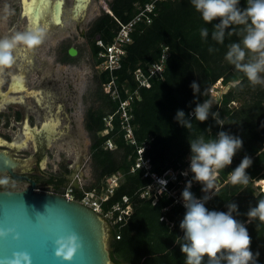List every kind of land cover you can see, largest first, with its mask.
I'll use <instances>...</instances> for the list:
<instances>
[{
    "label": "trees",
    "instance_id": "obj_1",
    "mask_svg": "<svg viewBox=\"0 0 264 264\" xmlns=\"http://www.w3.org/2000/svg\"><path fill=\"white\" fill-rule=\"evenodd\" d=\"M148 1L151 0H109L111 12L102 10L85 32L97 72L94 78L98 102L89 105L84 115V127L91 140L89 153L94 178L84 189L102 192L107 177L119 171V182L109 198L102 202V213L122 195H128L134 206L127 221L112 225L111 256L127 264H185L186 257L180 250L184 236L180 222L186 211L165 193L154 204L140 198L135 191L151 178L143 175V167L134 170L131 167L138 156L137 149L144 146L142 153L150 159L152 171L161 173L168 167L181 168L191 156V140L199 136L206 141L217 139V134L225 131L241 138L243 147L233 157L232 164L220 171L218 192L205 207L210 211L227 212V205L236 203L240 214L233 213V216L247 227L251 250L254 254L259 252L257 264H264V223L258 219L249 222L246 215L258 200L264 199V191H256L259 188L256 184L264 179V85L252 86L244 74L225 59L229 45L242 42V26H233L235 33L228 36L226 32L224 43L220 44L211 36L219 18L211 24L206 23L191 0H156L152 21L135 25L132 40L125 46L126 53L112 71L118 96L113 98L103 91L112 76L108 70L98 68L101 60L98 52L102 47L96 40L100 38L105 44L109 43L118 28L116 19L129 20L136 11V4ZM239 6L241 9L247 7V0H240ZM203 28L209 31L207 38L200 35ZM164 46L168 54L162 77H150L148 85L138 86L135 71L140 69L147 73L148 64L159 59ZM209 48L213 51L209 52ZM218 80L228 89L212 102L209 88ZM193 81L199 85V93H193L190 87ZM124 98H129L127 111L131 115L129 125L134 142L125 137L126 129L118 110L119 101ZM205 100L212 102L211 112L218 113L222 125L211 115L204 122L192 115L196 104ZM233 101L239 104L233 105ZM177 110H183L191 120V129L175 119ZM108 115H111L109 124ZM108 139L113 147L106 145ZM245 156L253 161L246 169L249 184L234 186L229 174ZM190 175L193 177L194 173L190 171ZM201 186L196 182L190 191L201 194ZM72 194L81 199L84 193L81 188L73 187ZM161 216L173 221V225L160 219Z\"/></svg>",
    "mask_w": 264,
    "mask_h": 264
},
{
    "label": "clouds",
    "instance_id": "obj_2",
    "mask_svg": "<svg viewBox=\"0 0 264 264\" xmlns=\"http://www.w3.org/2000/svg\"><path fill=\"white\" fill-rule=\"evenodd\" d=\"M240 0H191V4L202 16L203 21L213 25L212 39L223 44L225 35L235 33L233 26H242L241 43H232L225 55L227 62L242 72L252 86L264 85V0H247V7L241 9ZM202 38H207V28L201 29ZM45 38L44 29H28L16 32L10 37L0 38V70L11 67L17 59L16 52L20 46L28 50L41 45ZM213 49L209 48V52ZM190 87L193 93H199V85L193 81ZM212 102L205 100L197 103L192 115L200 122L211 115L217 124H221L217 112H211ZM175 119L187 129L192 123L183 110H177ZM241 138L225 131L217 134V139L205 140L203 136L190 141V171L194 173L192 180L187 181L182 198L186 213L180 222L184 232L180 250L186 257L185 264H257L259 252L251 250V237L244 223L234 218L239 215L238 205L229 203L228 211H210L205 203L216 195L219 173L233 162V157L242 149ZM250 157L245 156L239 165L230 172L232 185L247 186L250 177L246 172L252 165ZM188 175V172H182ZM193 181L200 182L205 195L198 199L190 191ZM158 183L166 187L167 180L159 179ZM0 188H15V183L8 175H0ZM214 190V191H213ZM211 193V195H209ZM249 222L258 219L264 223V199L258 200L246 214ZM15 233L13 228L0 229V238ZM15 239L19 233H15ZM56 257L71 261L77 250L83 246L82 238L75 232L61 235L55 240ZM6 264H32V257L26 251H14L6 259Z\"/></svg>",
    "mask_w": 264,
    "mask_h": 264
},
{
    "label": "flooded vegetation",
    "instance_id": "obj_3",
    "mask_svg": "<svg viewBox=\"0 0 264 264\" xmlns=\"http://www.w3.org/2000/svg\"><path fill=\"white\" fill-rule=\"evenodd\" d=\"M32 1L31 17L34 19L33 14L36 11L44 14L48 7L51 9L52 15L53 13L55 14V3L59 0ZM60 1L61 24L59 22L52 23L47 29L43 26H38V29H44L45 32H49L57 27H64L67 17L79 23L85 17L87 9L92 2L90 0L87 3V9L85 7V11H83L84 14L76 18L73 17V14H68V12H74L78 0H72L68 7L67 0ZM100 3H102L101 0ZM4 5L5 0H0V11L4 9ZM12 7L13 11L17 13V18L7 28H0V38L10 37L16 32H24L28 29L35 30L32 24L33 21L25 15L22 0H13ZM63 7L67 9V12L64 11L62 22ZM52 34L53 32L45 33L44 41L47 42L49 38H52ZM83 36H85V33ZM54 40L51 41L50 39L49 43L53 45L56 42ZM44 41L32 50L20 46L16 52V62L11 67L0 70V127L17 124L16 127L21 134V137L17 139L18 134L16 133L14 135L10 132L2 133L0 131V150L10 155L16 162L12 167V171L17 176L8 170L0 171V175H8L13 181L24 182L26 183L24 187L34 183L35 188L47 191L46 185L51 184L55 189L59 188L61 191L72 180L73 174L79 177L82 176V168L84 166L83 152L79 149L81 134L76 127L74 113L70 109L77 104V81L69 80L71 79L69 78L70 76L62 74V69L57 70L58 66L69 64L77 52L75 55L68 53V48L74 45L64 49L61 48V55H57L56 49L50 62L48 54L43 53L46 45ZM18 78L20 80V88L18 90L10 88L14 80ZM50 120L56 123V131L52 134L53 138H51V141L48 142L45 123ZM26 125L30 129L31 135H34V137L30 136V138H27V141H25ZM10 129L11 131L14 130L13 127H10ZM60 138L66 141H62V145H56V149L58 150L60 147L64 148V150L72 149L73 152H76L75 160L71 161V159H68V163L55 166L51 174H44L43 169L47 166L49 157L48 149ZM26 147L31 149L29 155L27 157L17 156V151L21 148L26 149ZM14 189L16 188H9V190ZM53 191L58 192V190ZM110 251V259L115 260L112 258Z\"/></svg>",
    "mask_w": 264,
    "mask_h": 264
},
{
    "label": "water",
    "instance_id": "obj_4",
    "mask_svg": "<svg viewBox=\"0 0 264 264\" xmlns=\"http://www.w3.org/2000/svg\"><path fill=\"white\" fill-rule=\"evenodd\" d=\"M60 3V0L55 3V13L58 11L59 16L56 23L59 24ZM107 7V3L103 5L104 9H109ZM38 13L36 11L33 15L36 17ZM76 52L74 46L68 48L70 55ZM15 164L10 155L0 150V171L8 170L15 175L12 171ZM80 178L73 174L68 185L79 188ZM7 228L19 233V238H13L15 233L0 238V264H6V259L14 251L28 252L32 264H111L106 244L108 224L105 218L76 198L37 190L34 183L21 189H0V229ZM72 232L82 238L83 246L71 261H65L55 255V240Z\"/></svg>",
    "mask_w": 264,
    "mask_h": 264
},
{
    "label": "built area",
    "instance_id": "obj_5",
    "mask_svg": "<svg viewBox=\"0 0 264 264\" xmlns=\"http://www.w3.org/2000/svg\"><path fill=\"white\" fill-rule=\"evenodd\" d=\"M155 2L156 0H151L144 4H136L135 13L127 21H121L119 19H116L118 23V28L109 43L105 44L100 38H97L96 40V43L102 47V49L98 52V55L101 57V60L98 63V68L101 70H108L110 72L112 77L108 82L105 83L104 86H106L107 92H111L113 98L118 96V90L113 79L112 71L120 65V59L126 53L125 46L132 40L131 32L135 28V25L139 22L148 24L152 21L151 14H155ZM105 10L111 12L109 9ZM167 54V46H164L162 48L159 59L148 64L147 73H144L140 69H137L135 71L134 78L138 81V86L148 85V80L150 77L157 75L162 77ZM213 87L214 86L209 89L211 90L213 89ZM128 108L129 98L121 99L119 101L118 110L120 111V116L122 118V125L126 129L125 137L130 138L131 141L134 142L135 140L133 137L132 128L129 125V118L131 117V115L127 111ZM110 118L111 115H108L107 124L110 123ZM107 141L110 140L108 139ZM143 148L144 146H140L137 149L138 156L136 157V160L133 166L131 167V170L143 167V175L150 176L151 180L147 184L139 187L135 191V194H137L142 199L151 200V203L154 204L158 200V197L161 194L165 193L167 196L173 198L174 204H180L182 208L186 211V208L184 207L183 203L182 191L184 190L187 181L192 180V177L190 175V157L186 159V164L181 168L174 169L172 167H168L161 173H156L151 170L150 159L148 157L143 156ZM185 171L188 172V175L186 176L181 174ZM120 176L121 174L119 171L109 175L106 179V186L102 192H97L94 188L91 190H85L83 187H80L83 190L84 194L81 199L77 200L97 210L100 214L104 215V217L108 218L112 224L127 221L134 209L133 200L128 195H122L121 199L113 202L110 208L102 213V202L107 200L109 196L113 193L114 188L119 182ZM161 178L167 180L166 187L158 183V180ZM195 185L196 181H193L192 186ZM202 187L203 185L201 186V194H196L193 192L194 196L198 199L202 198L205 195V193L202 191ZM72 188V186L67 185L57 193L74 198L72 194ZM35 189L40 190L39 188ZM261 189L264 191V187H262ZM164 209H168V206L164 207ZM160 219H165L170 226L173 225V221L167 220V218L164 216H161ZM118 236L119 235L116 234L115 237L117 238Z\"/></svg>",
    "mask_w": 264,
    "mask_h": 264
},
{
    "label": "rangeland",
    "instance_id": "obj_6",
    "mask_svg": "<svg viewBox=\"0 0 264 264\" xmlns=\"http://www.w3.org/2000/svg\"><path fill=\"white\" fill-rule=\"evenodd\" d=\"M72 0H67V7L71 4ZM102 1V0H101ZM106 3L109 0H103ZM100 0H92L91 5L87 9V13L85 17L82 19L81 22L76 23L75 20L71 19L70 17H67L65 19V26L64 27H57L55 29L50 30L49 32L53 34L51 35L52 38H49L48 41L45 44V48L43 53L48 54V58L50 57V62L52 57L54 56L55 50L57 51V55H61L62 49L65 47H68L70 45H74L77 48V54L74 56V58L69 62V64H63L64 66H58L57 70H63L61 72L62 74H67L70 76L69 80H72L73 82H76L78 94H76L77 97V104L72 106L70 109L74 113L75 116V122L76 127L78 128L80 134H81V141L79 144V149L83 152V158H84V166L82 168V176L80 178V184L79 188L88 185L90 182L94 181L93 178V170L91 165V159H90V153H89V146H90V137L86 129L84 128V115L87 107L91 104H97L98 97H97V90H96V80L94 78V75L97 73L96 68L92 62V58L90 55L89 45L86 40V36H83V34L87 31L88 27L90 26L91 22L102 12V10L106 11L103 6L101 5ZM13 0H5L4 9L0 11V28H7L9 24L15 20L17 13L13 11ZM108 5V4H107ZM45 32V33H49ZM56 41L53 45L49 43V41ZM62 48V49H61ZM41 49V48H40ZM43 50V49H42ZM61 53V54H60ZM213 89H209L210 94L212 96V102L218 99L219 95L228 89V86L223 85L220 80L216 81L215 84H213ZM104 92H107L106 86L103 88ZM111 95V92H108ZM112 96V95H111ZM233 105L239 104L237 101H233ZM108 121V119H106ZM65 122V121H64ZM109 123V122H108ZM16 125H10V126H3L0 127V131L2 133L10 132L15 135H17V139L21 137V134L16 127ZM10 127L14 130L11 131ZM62 141L65 142L66 140H63V138H60L56 140L53 143V146H51L48 149V161L47 166L43 169L44 174H51L53 170L55 169V166L58 164H66L68 163V159L75 160L76 152H73L72 149L64 150V148L56 149V145H62ZM29 144V142H28ZM106 145L108 147H113L112 141H107ZM78 147V146H76ZM30 148L26 147V149H20L17 151V156L20 157H27L30 153ZM15 188L20 189L23 188L26 183L21 181H14ZM218 184V182H217ZM49 185V186H48ZM46 185L48 190H58L55 189V187L51 184ZM257 192L259 190H262L261 188L264 187V183L262 182L260 185L256 184ZM217 187V186H216ZM102 215V214H101ZM104 217V215H102ZM107 224H108V234L106 237V244L107 248L111 249V233L110 230L113 227L110 220L106 217H104ZM111 264H127L125 262L117 261V260H111Z\"/></svg>",
    "mask_w": 264,
    "mask_h": 264
},
{
    "label": "bare ground",
    "instance_id": "obj_7",
    "mask_svg": "<svg viewBox=\"0 0 264 264\" xmlns=\"http://www.w3.org/2000/svg\"><path fill=\"white\" fill-rule=\"evenodd\" d=\"M90 0H78V4L76 5L75 7V10L74 12H68V14L72 15L73 14V17H76L78 18L82 13L83 11H85V7L87 9V6H88V2ZM22 4L24 6V11H25V15H27L29 17L30 20H32V24L34 25L35 29H38V26H43L45 29L49 28L51 26L52 23H56V21H59V16H58V11L57 13H53L52 15V11L50 9V7L47 8V11L46 13H44L42 16V12L38 13V15L35 17L34 16V19H32L31 15H32V5H33V1H29V0H22ZM102 5L106 6V2L102 0ZM108 8V7H107ZM66 9V8H65ZM64 7H63V13L61 15V20L63 22V15L65 14V12H67V9L65 10ZM65 11V12H64ZM38 20V21H37ZM20 80L19 78L18 79H15L14 82H13V85H11L10 88H13L14 90H18L20 88ZM25 133H26V138H25V141H27V138H30V136L34 137V135L32 134L31 135V131L28 127V125H26V128H25ZM45 130L47 132V137H48V142L51 141V138H53L52 134L55 133L56 131V123L52 122L51 120L50 121H47V123H45ZM263 183H264V180H263Z\"/></svg>",
    "mask_w": 264,
    "mask_h": 264
},
{
    "label": "crops",
    "instance_id": "obj_8",
    "mask_svg": "<svg viewBox=\"0 0 264 264\" xmlns=\"http://www.w3.org/2000/svg\"><path fill=\"white\" fill-rule=\"evenodd\" d=\"M263 180L264 179H262L260 182H259V185L263 182ZM218 182V184L216 185L217 187H218V185H219V181H217Z\"/></svg>",
    "mask_w": 264,
    "mask_h": 264
}]
</instances>
